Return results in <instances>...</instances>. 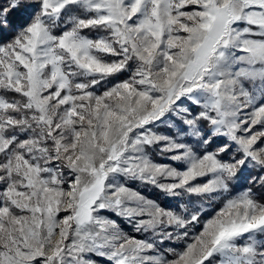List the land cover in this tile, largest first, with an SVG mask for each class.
Here are the masks:
<instances>
[{"label":"snow or ice","instance_id":"snow-or-ice-1","mask_svg":"<svg viewBox=\"0 0 264 264\" xmlns=\"http://www.w3.org/2000/svg\"><path fill=\"white\" fill-rule=\"evenodd\" d=\"M256 189L264 0H0V264H264Z\"/></svg>","mask_w":264,"mask_h":264},{"label":"rangeland","instance_id":"rangeland-1","mask_svg":"<svg viewBox=\"0 0 264 264\" xmlns=\"http://www.w3.org/2000/svg\"><path fill=\"white\" fill-rule=\"evenodd\" d=\"M161 131L164 132H169L170 130L168 128H162ZM133 187H136L137 185L133 184ZM141 190L143 191V194H145L146 196H149L151 198H156L158 193L154 190V189H150V188H141ZM162 203H171L170 201H161ZM121 225L122 227L125 228V230L127 231H131L130 227L125 224L123 221H121Z\"/></svg>","mask_w":264,"mask_h":264},{"label":"trees","instance_id":"trees-1","mask_svg":"<svg viewBox=\"0 0 264 264\" xmlns=\"http://www.w3.org/2000/svg\"><path fill=\"white\" fill-rule=\"evenodd\" d=\"M256 191L260 194L261 197H264V191H261L260 189H256Z\"/></svg>","mask_w":264,"mask_h":264}]
</instances>
